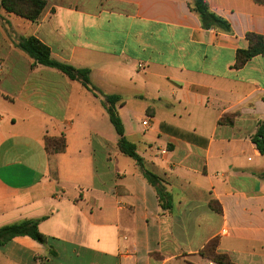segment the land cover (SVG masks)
<instances>
[{"label": "crops", "instance_id": "crops-1", "mask_svg": "<svg viewBox=\"0 0 264 264\" xmlns=\"http://www.w3.org/2000/svg\"><path fill=\"white\" fill-rule=\"evenodd\" d=\"M45 1L36 23L0 6V228L39 220L48 244L14 238L0 264H216L210 246L264 264V156L252 142L264 55L235 67L248 34L264 41V3L204 0L225 32L202 27L195 0ZM29 37L89 69L99 96L32 68L18 47ZM112 95L142 165L107 123ZM46 138L65 148L48 151ZM142 168L164 182L170 210Z\"/></svg>", "mask_w": 264, "mask_h": 264}, {"label": "trees", "instance_id": "trees-1", "mask_svg": "<svg viewBox=\"0 0 264 264\" xmlns=\"http://www.w3.org/2000/svg\"><path fill=\"white\" fill-rule=\"evenodd\" d=\"M256 2L264 3V0H256ZM46 5L47 3L45 0H0V6L7 13L15 14L32 23L39 21ZM191 11L199 16L204 29H214L225 32L231 31L230 25L212 13L204 0H195L191 7ZM247 39L249 41V48L237 52L236 68H242L253 58L264 55V41L262 37L255 34H248ZM18 47L34 60L32 68L37 65H42L56 69L70 80L80 82L88 91L92 92L94 96H99V90L94 87L91 82L89 69H77L72 65L55 61L51 56V50L34 37L19 41ZM120 102L121 98L116 95L104 97V106L108 112L110 122L119 136L118 146L121 153L142 165V159L137 153L136 146L129 142L125 136L124 125L116 109V105ZM122 104L123 103H121V105ZM45 142L48 151H58L65 148V140L63 138L59 140L46 138ZM252 142L255 144L260 154L264 156V121L258 124L257 132L252 137ZM142 173L148 183L156 189L162 209L165 211L170 210L172 207L171 196L163 185L164 182L156 175L143 168ZM39 222V220H26L0 228V247L5 246L14 238L24 236L30 237L40 244L47 245L48 238L40 232ZM203 254L209 256L216 264H231L226 255L216 254L211 246L205 250ZM50 255L55 256V253L50 251Z\"/></svg>", "mask_w": 264, "mask_h": 264}, {"label": "rangeland", "instance_id": "rangeland-1", "mask_svg": "<svg viewBox=\"0 0 264 264\" xmlns=\"http://www.w3.org/2000/svg\"><path fill=\"white\" fill-rule=\"evenodd\" d=\"M107 121H108L107 123H108L109 127L111 128V130H113V132L116 133V131H115V129H114L112 123L110 122V118H109ZM116 134H117V133H116Z\"/></svg>", "mask_w": 264, "mask_h": 264}, {"label": "built area", "instance_id": "built-area-1", "mask_svg": "<svg viewBox=\"0 0 264 264\" xmlns=\"http://www.w3.org/2000/svg\"><path fill=\"white\" fill-rule=\"evenodd\" d=\"M144 125H145V126H147V125H148V122H147V121H145V122H144Z\"/></svg>", "mask_w": 264, "mask_h": 264}]
</instances>
